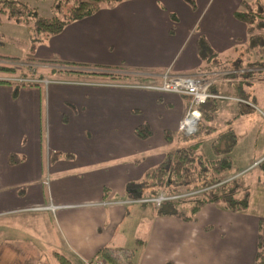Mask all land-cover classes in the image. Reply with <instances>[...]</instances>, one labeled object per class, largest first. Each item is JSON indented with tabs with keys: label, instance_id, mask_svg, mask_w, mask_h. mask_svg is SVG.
Masks as SVG:
<instances>
[{
	"label": "crops",
	"instance_id": "obj_1",
	"mask_svg": "<svg viewBox=\"0 0 264 264\" xmlns=\"http://www.w3.org/2000/svg\"><path fill=\"white\" fill-rule=\"evenodd\" d=\"M193 1V6L186 0L103 6L32 51L34 62L117 70L127 81L50 78L22 86L15 100L10 83H0V229L18 233L16 243L31 246L42 259L45 251L53 259L52 253H59L71 264L93 263L102 248L128 250L122 245L131 227L128 207L143 192H127L126 186L162 162L170 148L164 132L179 134L189 103L183 96L132 86L159 85L166 71L234 72L256 62L253 68L264 78L263 58L233 51L249 43L247 25L235 14L243 2L256 0ZM201 42L208 58L199 51ZM48 64L35 66L53 73ZM237 77L217 82L215 94L231 90L241 100L236 85L243 78ZM142 124L152 132L144 141L134 136ZM225 131L209 136L214 140ZM11 156L17 163L9 162ZM151 209V216L139 218L143 227L130 218L137 234L132 264H253L259 219L248 212L207 205L195 222L185 223ZM207 226L211 231H204Z\"/></svg>",
	"mask_w": 264,
	"mask_h": 264
},
{
	"label": "trees",
	"instance_id": "obj_2",
	"mask_svg": "<svg viewBox=\"0 0 264 264\" xmlns=\"http://www.w3.org/2000/svg\"><path fill=\"white\" fill-rule=\"evenodd\" d=\"M121 1L123 0H51L52 15L45 18L39 16L33 8L28 7L24 0H0V13L7 15L9 20L23 25L26 30L33 33V36H35V39L33 38L31 41L33 51L37 43L58 34L68 23L88 17L99 11L103 6L114 5ZM186 2L191 6L194 5L193 0H186ZM263 5L259 0L253 3L245 1L235 14L238 20L247 25L249 43L252 47L258 45L253 43V39L256 40V37L258 39L260 37L256 34L264 30ZM199 51L207 58L210 56V54L207 55L202 42L199 44ZM48 63L60 64L65 67L70 65L54 61ZM257 63L249 64L248 67L253 68ZM214 65H216L215 62ZM70 67L71 69L59 70L58 72H64L66 75H72L73 77L93 74L72 70L73 68H84L82 66L72 65ZM218 69H222L220 64ZM6 70L13 72L12 69ZM256 75L257 72L249 73L243 81L254 80ZM107 76H111V84L124 82L123 77L117 75V73ZM0 83L10 82L0 80ZM242 83L244 82L237 83V88L242 91L241 97L247 95L239 86ZM28 84L30 87L39 85L38 83ZM210 92L217 93L214 88ZM244 97L246 98V96ZM217 100L210 99L198 107L201 117L193 135L184 137L180 134L173 135V133L164 132V141L170 148L165 152L162 162L146 171L139 182L126 186L127 192L136 188L143 192V198L149 199L158 197L160 194L177 196L204 190L194 196L162 202L159 206L151 205L157 216L173 217L185 223H192L196 221L199 211L207 205L216 206L218 209L231 214L248 212L250 193L243 184L241 177L226 181L238 173L232 169L231 159V152L237 142L234 132L227 130L218 134L212 141L211 147L215 154L214 159L206 158L201 151L202 138L216 132L215 128L207 126L203 123V120L212 119ZM63 122H65L64 119ZM151 135L152 132L146 124H142L134 130V136L143 141L149 139ZM175 143L178 144V147L171 148ZM53 157L54 155L51 156V160ZM9 162L15 164L17 159L15 156H11ZM255 168L260 169L264 184V160ZM107 195L108 192L105 190V197ZM204 231H211V227H205ZM19 255L22 256H18V258L23 259L22 264H45L39 253L29 257L26 256V253H19ZM52 256L57 264H71L67 258L59 253L53 252ZM132 256L133 251L102 248L98 252L97 259L102 260L104 264H132ZM253 264H264V219L258 220L256 252Z\"/></svg>",
	"mask_w": 264,
	"mask_h": 264
},
{
	"label": "rangeland",
	"instance_id": "obj_3",
	"mask_svg": "<svg viewBox=\"0 0 264 264\" xmlns=\"http://www.w3.org/2000/svg\"><path fill=\"white\" fill-rule=\"evenodd\" d=\"M28 7L33 8L41 17H51V0H24ZM264 2V1H263ZM264 4V3H263ZM264 6V5H263ZM260 37H259V36ZM255 47L250 43L241 45L234 53L241 56H255L261 59L264 55V30L256 34ZM35 39L32 32L26 30L23 25H19L8 19L7 15L0 13V79L9 81L13 88V100L17 97V91L22 88H30L27 81H20L19 79L38 80L41 83L50 78L64 79V80H100L110 82L111 76L119 71L117 70H92L87 68H73L72 70H80L92 75H85L82 77H73L66 75L59 70L71 69L70 66L65 67L58 64L53 65L55 71L53 73L42 70L35 65L46 62H34L32 59V40ZM252 54V55H251ZM237 62V61H236ZM37 63V64H35ZM48 63V62H47ZM218 63V62H217ZM244 65V62H242ZM232 66H230L231 68ZM6 69H12L13 72ZM119 70V69H118ZM98 73V74H97ZM123 77V81H127V77L123 72L117 73ZM239 78V77H237ZM242 78V77H240ZM244 82V81H242ZM25 83V84H22ZM237 86V85H236ZM239 86L245 90L247 95H242V102L232 100L235 98L231 90L223 95L222 99L216 102V110L211 120H203V123L215 127L218 131L232 130L237 137V143L231 152L232 165L234 171H239L238 175L248 188L250 193L248 214L255 216L258 219H264V184L263 176L259 168H255L262 160H264V78L244 82ZM238 87V86H237ZM215 88V86L213 87ZM215 91V90H214ZM217 92V91H215ZM215 94V93H214ZM246 96V98L244 97ZM244 98V99H243ZM239 99V98H238ZM246 100V101H244ZM249 103V104H248ZM213 136L203 137V144L201 151L208 159H214L215 154L211 147V140ZM178 147L175 143L171 148ZM234 173V172H233ZM139 198V197H138ZM152 206L150 204L133 203L128 207L129 219H126V225H130V229L125 233L127 240L122 242L129 251L134 247V239L137 234L134 232L133 218L136 219L137 224L145 225L144 221L139 220L141 216H151ZM40 216V215H35ZM136 217V218H135ZM3 220H0L2 224ZM10 225L11 223H7ZM137 224L135 226H137ZM20 237L18 233L11 229H0V264H22L23 259L20 254L26 253V256L35 254L31 246L16 243L17 239L13 237ZM21 238V237H20ZM38 252L40 251L39 248ZM123 249V248H122ZM43 252V251H42ZM40 254V252H39ZM43 260L45 264H57L56 261L46 251L43 252Z\"/></svg>",
	"mask_w": 264,
	"mask_h": 264
},
{
	"label": "built area",
	"instance_id": "obj_4",
	"mask_svg": "<svg viewBox=\"0 0 264 264\" xmlns=\"http://www.w3.org/2000/svg\"><path fill=\"white\" fill-rule=\"evenodd\" d=\"M264 59V55L262 57ZM256 73L254 68H247L245 70L234 71V72H221V73H212L207 74L206 72H200L193 76H184V75H173L169 73V71L164 72L162 76V81L159 85H155L150 82L138 83L134 84L132 87L135 89L154 91V92H162V93H170L177 96H183L188 98L189 103L187 106V110L181 121L178 125V133L184 137H188L193 135L196 132L197 124L200 120V112L198 107L205 104L210 99H222L224 97L220 95H216L211 93L210 90L214 87V85L228 76L237 75L238 77H242L243 79L247 78L249 73ZM263 77L257 72V76L254 78L262 79ZM20 81H27L28 83H37L38 80H26L21 79ZM46 84V82H45ZM236 102H242L240 99H233ZM249 104V103H248ZM263 161V160H262ZM239 177L238 175L230 177L226 181H231ZM225 181V182H226ZM221 184V183H220ZM218 184V185H220ZM204 191V190H202ZM202 191L185 193L177 196H164L160 194L155 198H139L135 202L141 204H150L159 206L162 202L175 200L178 198H185L188 196H194L200 194ZM90 264H104L102 260L96 259L93 263Z\"/></svg>",
	"mask_w": 264,
	"mask_h": 264
}]
</instances>
